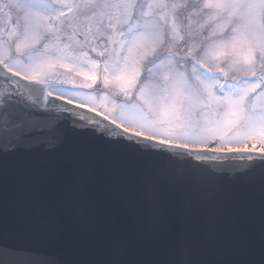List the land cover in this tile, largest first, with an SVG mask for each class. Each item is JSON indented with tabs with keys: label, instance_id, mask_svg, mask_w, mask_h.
Here are the masks:
<instances>
[{
	"label": "snow or ice",
	"instance_id": "6c2138e0",
	"mask_svg": "<svg viewBox=\"0 0 264 264\" xmlns=\"http://www.w3.org/2000/svg\"><path fill=\"white\" fill-rule=\"evenodd\" d=\"M116 2L123 0H0V152L7 155L31 143L46 131L40 122L54 120L60 134L52 147L71 135L113 157L136 161L130 181L117 191L114 179L101 176L88 157L76 158L43 213L50 222L69 217L107 233L108 243L93 250L99 258L92 264H129L130 220L147 219L157 237L150 264H170L172 249L188 257L194 244L218 242L220 161L239 155L249 162L244 171L264 169V124L241 129L238 137L212 149L153 142L131 110L135 81L129 82L119 59L109 57L115 48L111 20L106 31L100 30L105 10ZM249 141L254 142L250 149ZM190 175L198 182L193 184ZM201 214L207 225L196 240ZM43 257L0 233V264H47Z\"/></svg>",
	"mask_w": 264,
	"mask_h": 264
},
{
	"label": "rangeland",
	"instance_id": "374dc122",
	"mask_svg": "<svg viewBox=\"0 0 264 264\" xmlns=\"http://www.w3.org/2000/svg\"><path fill=\"white\" fill-rule=\"evenodd\" d=\"M109 19L149 137L220 147L264 124V0H123Z\"/></svg>",
	"mask_w": 264,
	"mask_h": 264
},
{
	"label": "water",
	"instance_id": "95a60500",
	"mask_svg": "<svg viewBox=\"0 0 264 264\" xmlns=\"http://www.w3.org/2000/svg\"><path fill=\"white\" fill-rule=\"evenodd\" d=\"M25 99L31 102L33 98ZM54 124V120L41 121L39 127L46 130L43 135L7 155L0 152V233L37 249L44 254L47 264H92L99 258L93 250L99 251L108 243L107 233L94 223H78L69 217L50 222L43 206L57 196L62 173L78 157H88L101 176L112 177L117 191L130 181L137 162L113 157L71 135L52 147L60 134ZM50 127L53 130L47 131ZM220 163L223 168L218 173V242L207 246L194 244L188 257L172 249L170 264H264V169L244 171L249 162L239 155ZM188 179L193 184L198 182L194 175ZM199 224L200 232L194 234L196 240L207 225L203 214ZM130 228L134 236L127 256L129 264H150L157 238L151 223L132 217Z\"/></svg>",
	"mask_w": 264,
	"mask_h": 264
}]
</instances>
